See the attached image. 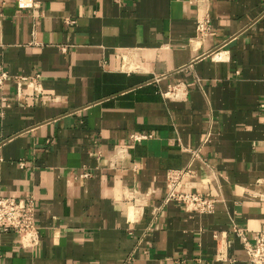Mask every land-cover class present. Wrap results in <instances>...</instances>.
Returning <instances> with one entry per match:
<instances>
[{
    "label": "crops",
    "instance_id": "0c3cea01",
    "mask_svg": "<svg viewBox=\"0 0 264 264\" xmlns=\"http://www.w3.org/2000/svg\"><path fill=\"white\" fill-rule=\"evenodd\" d=\"M28 1L0 0V195L34 198L38 243L3 233L0 264H248L232 228L264 226V0ZM188 163L209 214L163 203Z\"/></svg>",
    "mask_w": 264,
    "mask_h": 264
},
{
    "label": "built area",
    "instance_id": "2783aa9c",
    "mask_svg": "<svg viewBox=\"0 0 264 264\" xmlns=\"http://www.w3.org/2000/svg\"><path fill=\"white\" fill-rule=\"evenodd\" d=\"M33 6L30 0L25 4ZM207 20L201 18L195 22L196 34L202 36L207 31ZM7 72L0 66V86L7 79ZM24 75H13L12 80L16 84V93L19 96L22 93V85L33 90L38 94L37 78ZM167 97H177L174 86L168 88L163 93ZM4 98H2L3 100ZM150 137L147 133L132 132L128 135V147H132L137 142ZM124 150V149H122ZM99 155V152H96ZM196 153L192 152V158ZM116 157V156H115ZM119 155H117V158ZM115 165V160L110 162V166ZM190 163L183 168L168 169L165 172V195L163 203L174 202L183 206L184 210L195 214H209L213 212L215 198L202 192H187L182 189L184 179L192 175ZM89 172L82 173V177H88ZM35 200L31 195L22 198L0 195V236L3 233L15 234L18 238L21 248L34 247L38 243V231L35 224ZM233 234L239 238L248 264H264V226L253 232L251 238H248L243 230L233 226ZM215 259L228 260L220 251L215 253Z\"/></svg>",
    "mask_w": 264,
    "mask_h": 264
}]
</instances>
